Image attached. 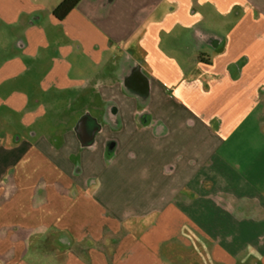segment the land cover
Returning <instances> with one entry per match:
<instances>
[{
  "label": "crops",
  "instance_id": "1",
  "mask_svg": "<svg viewBox=\"0 0 264 264\" xmlns=\"http://www.w3.org/2000/svg\"><path fill=\"white\" fill-rule=\"evenodd\" d=\"M62 2L0 0V264H264V0Z\"/></svg>",
  "mask_w": 264,
  "mask_h": 264
},
{
  "label": "trees",
  "instance_id": "2",
  "mask_svg": "<svg viewBox=\"0 0 264 264\" xmlns=\"http://www.w3.org/2000/svg\"><path fill=\"white\" fill-rule=\"evenodd\" d=\"M81 0H63V2L53 10V15L57 20H63L65 16L77 6ZM108 158L110 155L107 153Z\"/></svg>",
  "mask_w": 264,
  "mask_h": 264
},
{
  "label": "rangeland",
  "instance_id": "3",
  "mask_svg": "<svg viewBox=\"0 0 264 264\" xmlns=\"http://www.w3.org/2000/svg\"><path fill=\"white\" fill-rule=\"evenodd\" d=\"M152 151H154L153 149L152 150H150V149H146V150H144V152L146 153V154H152Z\"/></svg>",
  "mask_w": 264,
  "mask_h": 264
},
{
  "label": "water",
  "instance_id": "4",
  "mask_svg": "<svg viewBox=\"0 0 264 264\" xmlns=\"http://www.w3.org/2000/svg\"><path fill=\"white\" fill-rule=\"evenodd\" d=\"M93 135H95V133H93Z\"/></svg>",
  "mask_w": 264,
  "mask_h": 264
}]
</instances>
